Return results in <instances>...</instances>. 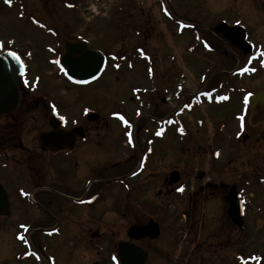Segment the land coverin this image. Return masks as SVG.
Here are the masks:
<instances>
[{
	"label": "rangeland",
	"instance_id": "obj_1",
	"mask_svg": "<svg viewBox=\"0 0 264 264\" xmlns=\"http://www.w3.org/2000/svg\"><path fill=\"white\" fill-rule=\"evenodd\" d=\"M23 1L25 8L27 6L26 15L43 19L56 28L64 25L68 30L73 28L78 37L87 41L90 50L109 57L98 81L85 88L72 87L48 65L52 56L43 47L52 46L54 39L42 34L28 21L18 19L16 7L8 9L0 2V38L5 41V46L25 51L26 43L34 45L36 59L30 69L38 73L40 79L35 85L34 78L31 80L35 88L27 101H37L41 105L39 97L46 95L50 100L60 102L62 111L77 119L86 107L100 109L97 113L99 120L91 123L93 142L106 138L107 143L101 150L115 161L126 152L122 134L130 133L127 127H118V123L134 121L131 137L137 140L139 149L143 147V140L153 138L155 153L151 170L155 169L156 184L151 190L141 191L139 199L130 205L129 210L143 217L142 204L139 203H145L150 211L154 210V221L159 224L161 233L154 241L129 240L128 229L146 221L136 222L128 215L120 218L110 200L115 199L119 191L110 186L108 197L98 207L107 213L92 212L91 215L89 227L103 233L91 244H83L81 238L60 234L49 241V251L43 260L36 262L33 261L34 255L22 253L17 257L22 256L23 261L14 263L5 259L4 254L13 252L11 257L14 258L19 244L12 238L14 230L4 228L0 232V264H89L94 261L114 264L119 241H131L149 250L147 264H264V140H258L255 134L247 131L248 126L234 118L240 110L232 105L231 100L215 104L201 99V91L209 89L218 90L223 97L229 96L227 87L230 83L226 76L233 65L230 59L220 60L222 49L215 55L208 54L194 39L195 32H204L214 20L224 18L232 22L240 18L249 26L251 20L247 12L251 6H255L260 22L262 0ZM257 31L255 29L253 34L256 35ZM239 85L243 88L246 85L245 90L252 91L263 87L264 83L246 79ZM168 93L172 98L181 93L189 105L183 114H174L177 116L175 121L172 119L174 115L170 121L178 129H184L183 137L173 128L171 132L165 128L167 134L158 136L162 123L144 124L147 114L158 121L170 119L175 110L174 103L177 105L179 100L168 103ZM193 95L196 99H187ZM236 96L233 98H238ZM137 97L140 98L138 101ZM140 101L150 102V109L140 107ZM119 112L125 113L126 117L116 115ZM138 112L141 117L137 116ZM111 113L117 118L110 120ZM101 118L105 120L101 121ZM37 120L41 125L43 121ZM104 121L106 125H103ZM133 121L129 124L132 125ZM197 123H201L200 127ZM237 124L240 133L242 128L253 139H236L235 142L233 133ZM8 138L11 143L15 142V134ZM29 149L34 150V144ZM215 151L219 155L213 157ZM174 170L180 178L172 185L170 175ZM200 172L211 179L216 190L199 191L202 182L197 176ZM164 179L171 184L167 201L161 194L165 190H162L160 181ZM220 184L224 189L218 187ZM236 185H239L238 192L246 203L242 231L227 217L228 204L224 199L230 186ZM180 188L184 189L183 192L178 190ZM143 197L145 201L141 200ZM152 200L156 207H151ZM189 206L192 207L191 221L186 225L181 214ZM160 207L164 210L166 207L168 215L157 212ZM25 211L29 214L27 208ZM34 237L25 238L30 246L31 243L37 244ZM52 252L57 258L51 255Z\"/></svg>",
	"mask_w": 264,
	"mask_h": 264
},
{
	"label": "flooded vegetation",
	"instance_id": "obj_2",
	"mask_svg": "<svg viewBox=\"0 0 264 264\" xmlns=\"http://www.w3.org/2000/svg\"><path fill=\"white\" fill-rule=\"evenodd\" d=\"M263 1H261L260 6V22L255 6H251L247 12V17L251 20L249 26L240 18H236L232 22L223 18L218 21L214 20L213 25L204 32L194 33V39L196 38L199 45L203 47L204 52L215 55L222 49L220 51V60H232V62L230 61L233 65L232 69L225 76L230 83L227 87L229 100H231L233 106L240 110L239 114L235 115L234 118L248 126L247 131L255 134L258 140H264V86L248 91L245 90L246 85L243 88L239 84L246 79H255L256 82L264 83V63H262L264 57L260 56V53L264 52ZM0 2L8 9L16 7L18 19L28 21L42 34L54 39L53 47L45 45L43 50L46 53L49 52V55L52 56L48 59V65L52 66L55 72L64 78V68L60 59L64 53L65 44L84 42V38L78 37L73 28L68 30L67 25L56 28L53 24L45 23L43 19L41 21L40 18L26 15L27 6L25 8L23 0H12L10 5L6 4L5 0H0ZM210 5H214V3L210 2ZM28 13L30 14V12ZM223 24L227 25V27H223V30H227L228 34L241 35V39L234 37V42L238 44L239 40H241L244 50H241L237 44H233L230 40L223 38L221 30H218L220 25L225 26ZM254 28L258 30L256 35L253 34ZM0 41L4 40L0 38ZM26 45L28 46L25 51H20V53L17 51L25 64V76L18 82V89L21 91V101L15 111L13 110V112L0 116V121L2 120L0 122V202L4 201L3 199L5 198L9 205L7 214L0 215V232L4 228H8L10 231L14 230L11 234L14 242L19 244V250L14 252V258L11 257L13 252L4 254L5 259L13 260L14 263L23 261L22 256L17 257L18 254L22 253L30 255L34 253L33 261L39 262L43 260L44 254L49 251V241L58 238L60 234L81 238L83 239V244H91L94 239L102 236L103 233H99L97 229L92 231L89 225L92 219V212L107 213V211H101L98 207L108 197L110 186H114L119 191L118 196L110 200L113 201L112 204H114L116 214L120 218L128 215L134 218L133 220L136 222L146 221V223L137 224L138 226H143L150 219L155 220L156 217L154 210L151 209L150 211L149 206H146L143 202L139 203L142 204L143 217L129 210L130 205L139 199L141 191L151 190L155 187L156 173L154 168L151 170V161L155 153L153 149L154 139L146 138L143 140V147L139 149L137 140L131 137L132 142L129 143L128 134L124 132L122 138L126 152L120 156L118 155L119 157L115 161L112 156L109 159L107 153L101 150L104 144L107 143L104 140L106 138L102 137L103 139L99 142H93L91 123L99 120L97 113L100 109L86 107L77 119L63 112L60 107L61 103L57 101L58 104L54 100H50L46 95L39 97L42 102L41 105L37 101H27L28 95L33 93L34 85L40 79V75L36 74V72H31L30 69L32 62L36 59L34 45L33 43H26ZM228 65L230 66V63ZM245 66L254 68L255 71L240 74L239 70ZM32 74L35 75L31 76ZM33 78L34 85L31 81ZM71 86L73 87L74 85ZM212 95L220 96L218 90L215 91L213 89ZM234 96L238 98L235 99L233 98ZM246 96L248 98L247 103L244 100ZM138 99L140 98L137 97L136 100L138 101ZM139 105L143 109L145 107L150 109V102L140 101ZM53 114L54 117L55 114L60 117V119L56 120L58 125L57 134L51 136L43 144V148L38 137L41 133H49L53 130L51 127ZM116 114L126 117L123 112ZM139 116L141 117L142 114ZM241 116L244 117L243 121L240 119ZM109 117L110 120L115 118L113 113L109 114ZM37 119L43 121L41 125L37 122ZM103 120L105 119L101 118V121ZM132 121L128 120L127 124L125 121L123 123L120 122L118 127L125 126L127 131L132 134L128 126ZM156 121L159 124H163L162 134L164 135L167 134L165 128H168L170 132L172 128L175 131L178 130L181 137L185 135L184 129H178L167 119L158 121L147 114L144 124L150 123L151 126ZM106 123L104 121L103 125H106ZM131 129L133 130L134 127L131 126ZM241 132L239 125H235L233 133L235 142L237 140L253 139L249 133H244L245 131L242 128ZM13 134H15V142L11 143L12 141H10L8 136ZM33 144L35 149L30 150L29 148L33 147ZM202 176V184L199 186L200 192L205 189H217L211 179L206 178L204 173ZM245 182L251 183L249 181ZM160 185L162 190L163 188L165 190L161 193L164 201H167L171 184L169 180L164 179L160 181ZM236 186L238 190L239 185ZM218 187L224 189L221 184ZM93 194L95 196L92 197ZM226 196H224L225 201ZM141 200L145 201V197ZM151 203L153 204L151 207L157 206L154 205L156 203L153 200ZM26 208L29 214L26 213ZM146 210L149 213H146ZM0 211H3L1 207ZM156 211L164 214L163 216L168 215L166 207L165 210L160 207ZM191 212V206L183 212L187 213L188 220L185 222L186 225L191 221ZM96 219H101V217ZM21 225H24L27 231ZM159 229L161 233V228L159 227ZM21 235L25 238L35 235L37 238L36 240L34 237L37 242L36 246L31 243V247L30 242L24 243V241H21L19 239ZM143 240L150 239L145 238ZM148 252L150 255L149 250ZM51 255L57 258L54 253ZM36 256H39L40 259H36ZM95 263L101 264L99 261L89 264Z\"/></svg>",
	"mask_w": 264,
	"mask_h": 264
},
{
	"label": "water",
	"instance_id": "obj_3",
	"mask_svg": "<svg viewBox=\"0 0 264 264\" xmlns=\"http://www.w3.org/2000/svg\"><path fill=\"white\" fill-rule=\"evenodd\" d=\"M264 5V2H263ZM224 26L219 27L223 37L230 40L233 44L234 37L241 39V35H230L227 30H223ZM241 50H244L241 40L237 44ZM247 52V51H246ZM61 64L65 68V77L75 85H87L95 81L101 74L105 58L98 52L90 51L85 44L68 43L65 45V53L61 58ZM24 75L23 63L16 62L4 53H0V115L7 114L17 108L21 100V92L17 89L19 77ZM51 127L53 130L49 133H41L38 137L40 144L47 142L51 136L57 134V116L52 117ZM92 118V117H91ZM92 120V119H91ZM44 148V147H43ZM50 148V147H45ZM202 178V174L198 175ZM179 175L172 172L170 175L171 184L177 183ZM1 189V188H0ZM0 202L3 211L1 214H7L9 207L5 198ZM228 201L227 217L240 230L244 228L243 205L240 200L236 187L232 186L226 198ZM5 208V210H4ZM184 221L187 220V213L183 214ZM159 236L158 225L150 220L146 226H132L128 231V237L131 240H140L145 237L156 239ZM148 252L142 248L135 246L129 242H120L117 245V262L118 264H146ZM97 264V263H95Z\"/></svg>",
	"mask_w": 264,
	"mask_h": 264
},
{
	"label": "snow or ice",
	"instance_id": "obj_4",
	"mask_svg": "<svg viewBox=\"0 0 264 264\" xmlns=\"http://www.w3.org/2000/svg\"><path fill=\"white\" fill-rule=\"evenodd\" d=\"M11 2H12V0H5V3L6 4H9L10 5ZM69 6L71 7V5H69ZM165 11L167 12V10H165ZM34 22L39 23L38 21H34ZM10 43H14V42H10ZM0 53L6 54L8 57L12 58L16 62L21 63V65L23 63L22 60H21V56L17 53V51H15L13 49H10V48H6V46H5V44H4L3 41H0ZM260 56L261 57H264V52H261L260 53ZM253 59H255V58H253ZM262 63H264V61H262ZM239 71H240V74H244V73H247V72L255 71V69L254 68H249V67L245 66V67H242ZM25 83H27V81H25ZM221 99H227V97H221ZM247 102H248V98L246 97L245 98V103H247ZM187 107H189V105L186 104L185 105V108H187ZM137 114L139 115V112ZM121 119H123V117H121ZM240 119L243 121L244 117L241 116ZM125 123L127 124L128 122L125 121ZM128 126L131 127L130 124ZM161 134L162 133H160V132L157 133V135H161ZM128 136H129V143H131L132 142L131 141V133H128ZM217 155H219V153H217ZM178 190L181 191V192H183L184 189L183 188H180ZM21 227H24L25 228V231H27V228L24 225H21ZM19 239L21 241H24V243H28V241L25 239V237L23 235L19 236ZM33 255H35V254L33 253ZM36 259H40V257L39 256H36Z\"/></svg>",
	"mask_w": 264,
	"mask_h": 264
},
{
	"label": "bare ground",
	"instance_id": "obj_5",
	"mask_svg": "<svg viewBox=\"0 0 264 264\" xmlns=\"http://www.w3.org/2000/svg\"><path fill=\"white\" fill-rule=\"evenodd\" d=\"M102 76V75H101ZM98 81V80H97Z\"/></svg>",
	"mask_w": 264,
	"mask_h": 264
}]
</instances>
